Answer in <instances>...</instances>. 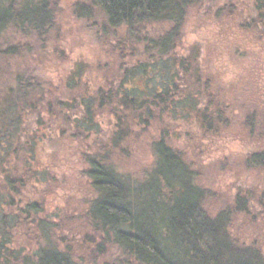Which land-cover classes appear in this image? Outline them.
Here are the masks:
<instances>
[{"label": "trees", "instance_id": "1", "mask_svg": "<svg viewBox=\"0 0 264 264\" xmlns=\"http://www.w3.org/2000/svg\"><path fill=\"white\" fill-rule=\"evenodd\" d=\"M248 5L245 14L239 5L214 0L77 2L74 16L100 43L108 42L119 69L91 84L88 65L77 62L54 86L25 62L50 49L67 59L54 38L57 1L0 0V264H264V248L233 231L236 208L247 210L246 198L237 195L234 206L213 212L209 189L172 137L179 121L194 122L206 134L239 121L263 142L247 164L264 170V101L253 99L240 110L227 105L202 69L199 51L182 44L188 16L202 7L208 16L264 35V0ZM104 112L115 120L109 142L99 137ZM138 130L155 134L154 160L141 177L120 172L114 162L116 150ZM46 131L87 144L93 197L81 217L84 233L71 240L57 239L61 228L41 216L37 202L20 208L31 214L26 224L13 211V194L47 176L37 157ZM92 133L97 137L86 142ZM31 231L44 245L19 242L17 233Z\"/></svg>", "mask_w": 264, "mask_h": 264}, {"label": "rangeland", "instance_id": "2", "mask_svg": "<svg viewBox=\"0 0 264 264\" xmlns=\"http://www.w3.org/2000/svg\"><path fill=\"white\" fill-rule=\"evenodd\" d=\"M56 1L58 26L53 37L58 39L59 54L63 51L67 59H58L54 49H50V54L43 55L40 60L27 59L25 63L36 67L54 86L62 85L77 62L88 65L90 71L86 78L91 84L111 79L119 69L118 56L110 51L108 42L102 44L98 41L91 26L73 14L74 4L87 0ZM214 1L220 6L226 2L239 5L246 14L251 0ZM207 11L202 7L188 16L183 46H194L199 51L202 69L212 78L213 85L227 105L239 109L250 101L258 100L257 103L261 104L264 101V35L245 32L232 21L208 16ZM138 84L143 83L139 80ZM99 122L103 130L99 137L108 141L115 120L104 112L99 116ZM176 125L172 134L174 145L185 153L198 172L199 183L209 189L211 210L218 212L227 205L234 206L237 195H243L247 210H243V204L236 208L233 231L240 240L264 248V170L251 167L246 162L249 154L260 149L263 142L243 131L239 121L216 134L199 131L194 122L179 121ZM46 132L39 143L37 157L47 176L43 180L28 181L19 193L13 194V211L20 215V208L37 202L44 209L41 216H47L52 226L57 224L61 228L55 230L57 239L71 240L76 234L84 233L80 228L83 223L81 217L93 197L91 179L87 174L89 164L83 156L87 144L83 140ZM96 137L92 133L86 142L92 143ZM153 137L152 131L138 130L123 141L114 155L120 172L140 177L145 174L154 160ZM19 165L22 166L21 163ZM20 218L26 224V221H31V214H21ZM17 234L23 244L36 246V242L45 243L39 237L36 239L37 233L33 231Z\"/></svg>", "mask_w": 264, "mask_h": 264}]
</instances>
